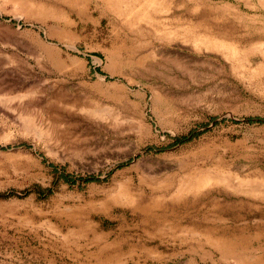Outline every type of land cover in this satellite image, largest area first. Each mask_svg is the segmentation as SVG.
Here are the masks:
<instances>
[{
  "label": "rangeland",
  "instance_id": "1",
  "mask_svg": "<svg viewBox=\"0 0 264 264\" xmlns=\"http://www.w3.org/2000/svg\"><path fill=\"white\" fill-rule=\"evenodd\" d=\"M130 1L0 0V264H264V0Z\"/></svg>",
  "mask_w": 264,
  "mask_h": 264
},
{
  "label": "bare ground",
  "instance_id": "2",
  "mask_svg": "<svg viewBox=\"0 0 264 264\" xmlns=\"http://www.w3.org/2000/svg\"><path fill=\"white\" fill-rule=\"evenodd\" d=\"M122 11L125 12L127 15L131 14L132 16H136V14H137L138 16L139 15H141L142 17L145 16V15H143V13H140V6L136 5L135 0H131L130 2H126L124 4V8L122 7ZM202 35H203L202 37L197 36V38L203 39L204 42H206L208 45H212L214 47L224 45V46H226L227 50L231 51L233 49L232 52L234 51L232 42L225 41L224 39H220V38H218V36L212 35V34L204 33ZM207 174H209V171L205 172V173H197L195 175L191 174V175L185 176L184 178L181 179V181L178 182V189L177 190L182 189L184 186H187V185H190L193 183H198V182H201L203 180H207L205 178L207 176ZM221 177L225 180H228L229 178H237L238 181H241L242 183H243V181H245L243 178L235 177L233 174H230L229 172L226 173V171L221 172ZM250 179L258 181L261 179V177L257 174H253L250 176L249 180ZM192 186H198V184H194Z\"/></svg>",
  "mask_w": 264,
  "mask_h": 264
},
{
  "label": "trees",
  "instance_id": "3",
  "mask_svg": "<svg viewBox=\"0 0 264 264\" xmlns=\"http://www.w3.org/2000/svg\"><path fill=\"white\" fill-rule=\"evenodd\" d=\"M249 121L254 120V118H248ZM259 121H264V119H258ZM178 141L182 140V137L176 138ZM8 146H5L3 148H7ZM11 194L10 193H0V199L9 197Z\"/></svg>",
  "mask_w": 264,
  "mask_h": 264
}]
</instances>
